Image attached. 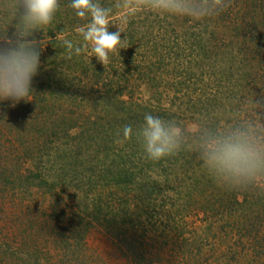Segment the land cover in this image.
Here are the masks:
<instances>
[{"label": "trees", "instance_id": "trees-1", "mask_svg": "<svg viewBox=\"0 0 264 264\" xmlns=\"http://www.w3.org/2000/svg\"><path fill=\"white\" fill-rule=\"evenodd\" d=\"M124 1L99 0L111 9L108 29ZM136 1L116 30L123 48L106 64L88 55L79 29L90 17L76 16L71 1L58 23L28 37L41 51L33 91L15 105L0 101V197L17 200L22 210L6 215L0 206V264H84L83 241L93 225L113 238L124 264H169L160 255L169 243L173 264H222L240 246L203 251L202 232L180 229L184 213L202 212L209 226L225 223L239 236L264 225V175L262 185L256 176L222 186L201 163L198 131L184 130L179 150L158 161L145 157L135 135L123 134L126 126L138 129L146 113L183 129L180 120H196L200 130L254 117L252 101L262 115L264 0H222L223 11L200 19L165 11L169 0ZM3 2L5 17L17 22L15 0ZM64 39L80 54H69ZM140 85L150 88L151 101L132 99ZM31 195L40 202L25 206ZM21 222L30 233H16ZM245 252L244 264H264V243Z\"/></svg>", "mask_w": 264, "mask_h": 264}, {"label": "clouds", "instance_id": "clouds-1", "mask_svg": "<svg viewBox=\"0 0 264 264\" xmlns=\"http://www.w3.org/2000/svg\"><path fill=\"white\" fill-rule=\"evenodd\" d=\"M59 0H15L13 18L17 19L11 36L0 35V101L13 105L29 100L33 79L40 66L41 51L34 39H28L35 31L47 27L59 9ZM71 7L78 17H90L86 26L79 29L91 56L102 64L109 62L110 53L123 48L121 31L109 32L110 8L99 0H71ZM22 9V11H21ZM172 14L200 19L218 15L223 11L222 0H169L164 9ZM69 54H80L81 47L64 39ZM119 46V47H118ZM255 119L241 121L226 128L198 131L197 149L203 167L222 186L242 185L256 176L264 175V121L256 112ZM184 129L173 119L146 113L139 128L123 130L125 137L135 135L145 157L158 161L180 148Z\"/></svg>", "mask_w": 264, "mask_h": 264}, {"label": "rangeland", "instance_id": "rangeland-1", "mask_svg": "<svg viewBox=\"0 0 264 264\" xmlns=\"http://www.w3.org/2000/svg\"><path fill=\"white\" fill-rule=\"evenodd\" d=\"M68 1H71V0H59V4H60L59 9L57 10V12L54 16L53 21L49 24L50 26L59 22L58 14H59V12H61L63 10L64 6H66V3ZM133 1H131V0L124 1L123 8L118 11L119 12L118 14L113 15L114 17L116 16V22L115 23L111 22V26L109 27L108 30H110V31L115 30L116 31L119 28V23L121 22L120 18L124 17V13H122V12L124 10L132 7V6H130L131 5L130 2H133ZM136 2H139V0H137ZM7 6L8 5H6L3 2V0H0V30L2 31V32H0V34H3L5 36L8 34V28L11 27L12 25L14 26V24L17 23L16 21H13V20L7 18V16L5 17L6 14L4 12L6 11L5 8ZM46 28L47 27L43 28V30H45V31H42V32H46ZM37 32H40V31H37ZM40 40H45V39H40ZM41 42H42V48L45 49L46 48V46H45L46 42H44V41H41ZM87 49L89 50V48H87ZM88 53H89L88 55L90 57H93V56H91L90 50ZM169 94H170V92H169ZM151 96H152V91L150 90V88H148L145 85H140L138 88H136L133 91V93L131 95L132 99L137 100V101L142 102V103H145V102L147 103V102L151 101L152 100ZM166 96H167V93H166ZM166 96H164L165 98L162 97V99H163L162 103L163 104L168 103L166 100ZM263 113L264 112H262V115L260 113L258 114L262 121H264V114ZM255 118H256V116H254V117L249 116V117H247L246 120L255 119ZM238 121L241 122L244 120H238ZM180 123L183 124L184 130L188 131V132H194V131H191L190 129L193 128L194 126L198 125L196 120H180ZM221 123H223L224 125L226 124V123H224L223 120L221 121ZM232 123L233 122L226 124V127H229ZM234 124H237V123H234ZM71 132H75V130H71ZM0 140L2 142L5 141L4 139H0ZM6 146H7V143H6ZM256 179H257L256 181H257L258 185L263 184L262 183L263 182L262 177L258 176ZM258 194L261 195L260 193H258ZM258 194H256L255 198L257 197ZM252 197L253 196H250V199H252ZM27 198L23 201L25 206H28L29 204L32 205L34 200H36L35 202H40V200H41L40 196L37 197V199H34L33 195L28 196ZM7 199H8V197H5V199H2V197H0V206H4L6 211H8V213H5V214L6 215H13L15 212L17 214L21 210L20 205H16L17 200H14L12 203ZM250 199H249V201H250ZM69 203H72V202L69 201ZM12 204H15V205H12ZM24 211H25V209H24ZM0 216L3 217L5 215H4V213L0 212ZM20 218L26 219V218H23V215ZM6 221H8V220H6ZM65 223H69V221H65ZM180 223L183 224V227L180 229L183 230L185 235L190 234V233H188L190 231H192L193 233L196 232L197 235L201 234V232L203 233L204 237L199 239V243L202 246L203 251H205V252H210V249H212V251L217 249V252H218V249L223 248L224 250H226V248H228V247L232 251L236 248V246H234V245H238V248L240 246V250L238 252L239 255L238 254L235 256L233 255L234 259L229 257L230 254H228L225 257H221L222 258V264H227V263L228 264H244L245 258L248 257V259H250V256H247L245 251L251 250V248L254 245H260V243H262V244L264 243V225L258 226L257 233L253 232V234L250 233L251 234L250 235V234H246L244 231V233L243 234L240 233V236H239V234H237L236 231H230L229 229H227V227H225L227 224H225V223H214L212 226H209L208 225V223H209L208 218L205 217V215L202 212H198V211H189L186 214L184 213L183 214V220H180L179 224ZM26 225H27V222L19 223V227L17 229L18 231L16 233L18 234L19 230L23 229L24 227L27 228L26 233L27 234L30 233L31 231H30L29 227H27ZM65 230L66 229H64V231ZM67 233H69V232H67ZM186 233H188V234H186ZM205 234H207V235H205ZM10 235H12V234H10ZM260 241H262V242H260ZM18 242H19V237L17 236V240L15 241L16 245L15 244H12V245L18 247V246H20V244H17ZM83 242H84L83 248L81 247L82 252H84V254H86V256H88L84 259L86 264H124L127 262V259L124 257V255L122 254V252L120 251V249L118 248L116 243L114 242L113 238L108 234V232L103 227H101L99 225H93L89 228V230L87 231V233L84 237ZM173 246L174 245L172 243H169L168 245H164V247L161 248L162 251H161L160 255L163 256L166 260L169 259L170 260L169 264L170 263L173 264L177 261V254L172 255L170 253L171 251L168 250V249L172 248ZM149 247L150 246H148V248ZM46 249H48L52 255H53V253L56 252L54 244L52 242L47 243ZM258 249H260V248H258ZM207 250H209V251H207ZM55 261H56V258L54 257L53 262H55ZM188 261H191V260H188ZM246 264H248V263H246Z\"/></svg>", "mask_w": 264, "mask_h": 264}]
</instances>
